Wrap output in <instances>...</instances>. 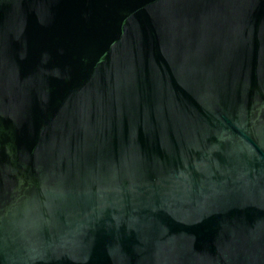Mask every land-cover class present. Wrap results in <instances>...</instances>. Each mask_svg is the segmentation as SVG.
Segmentation results:
<instances>
[{
    "label": "water",
    "instance_id": "1",
    "mask_svg": "<svg viewBox=\"0 0 264 264\" xmlns=\"http://www.w3.org/2000/svg\"><path fill=\"white\" fill-rule=\"evenodd\" d=\"M0 264H264V0H0Z\"/></svg>",
    "mask_w": 264,
    "mask_h": 264
}]
</instances>
